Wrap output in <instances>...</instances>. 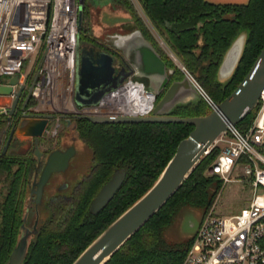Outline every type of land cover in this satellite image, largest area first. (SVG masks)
<instances>
[{
  "label": "trees",
  "instance_id": "16d2710c",
  "mask_svg": "<svg viewBox=\"0 0 264 264\" xmlns=\"http://www.w3.org/2000/svg\"><path fill=\"white\" fill-rule=\"evenodd\" d=\"M117 8L132 18V28L158 46L150 27L176 56L199 85L216 103H222L244 80L264 48V0L247 4H215L207 0H137L142 14L132 0H114ZM149 24H148V23ZM150 25V27H149ZM247 31L242 57L231 78L218 79L224 56L237 36ZM87 30L82 26V34ZM161 54V48H159ZM163 57L176 78L183 77L180 68L167 54ZM175 77H173L174 79ZM211 107L201 97L196 102L177 106L170 115L205 116ZM256 108L236 127L245 132ZM65 127L68 123L65 122ZM91 150L95 169L75 191L72 204L56 200L46 205L38 231L31 237L23 264H72L79 255L119 216L144 196L158 180L174 156L179 143L194 127L189 124L140 123L94 124L75 119L69 128ZM11 125L0 117V264H7L16 247L24 223L25 198L29 193L34 166L29 158L3 154ZM16 144H11L13 150ZM264 153V149L261 150ZM220 154L213 148L196 164L174 196L134 235L106 264H182L192 243L168 242L164 233L184 206L200 208L204 213L213 205L222 179L209 173ZM25 159L28 166H16ZM245 160L242 159L241 163ZM118 170L127 176L108 206L98 214L90 212L92 201Z\"/></svg>",
  "mask_w": 264,
  "mask_h": 264
},
{
  "label": "built area",
  "instance_id": "2783aa9c",
  "mask_svg": "<svg viewBox=\"0 0 264 264\" xmlns=\"http://www.w3.org/2000/svg\"><path fill=\"white\" fill-rule=\"evenodd\" d=\"M79 12L78 0H0V86L13 88L11 94H0V117L7 118L10 125L19 118L35 121L52 116L48 133H56L61 120L66 121L64 115L110 118L152 113L155 95L133 76L98 104L77 106V56L82 29ZM170 55L177 60L172 52ZM32 56L36 58L35 66L42 60L27 73V60ZM179 66L211 109H216L218 104L185 67ZM15 76L18 82L11 85ZM22 86L24 91L15 111L19 118L14 119L10 111ZM30 89V99L23 109ZM215 147L220 154L209 173L219 176L223 186L232 180L247 182L252 197L235 215L218 217L213 209L206 212L182 264H264V90L248 130L242 132L230 126L209 152ZM237 170L246 179H232Z\"/></svg>",
  "mask_w": 264,
  "mask_h": 264
},
{
  "label": "water",
  "instance_id": "95a60500",
  "mask_svg": "<svg viewBox=\"0 0 264 264\" xmlns=\"http://www.w3.org/2000/svg\"><path fill=\"white\" fill-rule=\"evenodd\" d=\"M78 2L80 6L79 28L81 29L86 0H78ZM113 35L115 39L105 41L104 46L112 47L116 51L114 53L120 52L125 58L124 60L130 65V72L124 73L125 68H122L119 71V75L115 74L117 58L115 54L109 53L108 50L100 48L83 50L79 46L75 90L77 106L84 107L98 104L105 95L117 89L131 76L148 78L150 82L146 86L147 90L155 96L160 95L165 90L163 97L155 104L149 116L133 115L110 118L74 116L72 118L64 115L63 119L68 124H71L72 119H86L94 124H189L194 129L187 138L179 143L174 156L149 191L109 225L72 264H106L174 196L200 159L209 153L215 140L226 132L230 126H236L252 113L264 90L263 48L249 73L237 89L222 103L218 104L216 109L212 110L210 114L196 117L170 115L177 106L196 102L201 98L191 79L187 75H184L182 80L173 79L175 71L167 68L162 57L145 38L141 30L135 29L124 34L115 33ZM118 35L122 37L121 40H119L120 37ZM247 36V31L241 32L225 54L218 72V79L221 82L225 83L233 75L242 57ZM104 38L107 39V35ZM137 39H139V45L141 46H137ZM137 50L140 52V57L135 54ZM225 69L226 73L223 72ZM226 74L229 77L223 81ZM17 82L18 76L10 80L11 85H16ZM12 89L11 86H0V94H11ZM23 91L24 86L17 92L10 116L15 115ZM30 93L31 89L28 92L23 109L28 104ZM51 118L52 116H48L40 120L28 121L18 131L13 127L4 146L3 154H6L14 136L19 134L31 136L35 139L36 154L39 156L41 154L38 144L39 139L43 137ZM67 160H63L66 165ZM61 162L62 158L59 152H53L49 156L39 182L33 185L34 187L38 186V190L35 191L33 189L32 192L37 194V204L41 201L43 188L51 175L54 172L65 169L66 166H57ZM126 176V170L117 171L103 185L90 206L92 214H98L108 206L124 184ZM204 214L198 224V228ZM30 235V233L26 232L20 236L7 264H23L28 252Z\"/></svg>",
  "mask_w": 264,
  "mask_h": 264
},
{
  "label": "rangeland",
  "instance_id": "374dc122",
  "mask_svg": "<svg viewBox=\"0 0 264 264\" xmlns=\"http://www.w3.org/2000/svg\"><path fill=\"white\" fill-rule=\"evenodd\" d=\"M132 1L135 3L136 7L138 8L141 16L146 20V18L141 12L137 0H132ZM118 13L119 12L117 11V4L115 3L114 0H86L84 13H83V26L87 30V32H86V37L82 34L81 47L84 48L88 43H95L96 41L98 42V40L105 41L101 39L104 38V36L99 38L95 35L94 33L95 28L93 29V26L101 27L106 23L118 21L119 19H121L120 18L121 16ZM130 27L132 28V25H130L127 29H123V30L115 28L112 29L110 33L104 35H111L115 33L124 34L130 31L129 30ZM150 29L155 35L157 39V43L161 48V51L167 54L176 65H179L178 60H175L173 57H171L170 50L158 37V35L155 33L152 27H150ZM41 60H39V62H37L35 66V62H36L35 56L29 58L27 60L25 72L27 73L30 72L34 68V66L35 68H37L41 63ZM228 77H229L228 74L224 75V78L222 76L223 81L227 80ZM12 117H14V119H18L19 115L17 114ZM72 130L73 129L66 130L64 127L60 129L61 133L64 132L65 134L66 132L67 134V132H69L70 136H73L74 134L72 133ZM18 147H22L21 143L19 142L14 147L13 150L16 152H13V154L18 153L17 151ZM77 148L79 151H78V157L76 163H81V164L80 166H78L77 164H75V166H71L72 167L71 170L74 174H79V179H80L84 176H87L89 173L88 164L90 163L92 153L90 149L84 146V144L80 140L77 142ZM0 149H2V141H0ZM23 150L24 149H22V151ZM82 164L84 165L81 166ZM241 174L242 171L237 170L236 174L232 176V179H246L245 177L241 176ZM5 182L6 181H4V177L0 176V188L4 186ZM251 197H252V190L247 182H237L235 180H232L229 183H227L225 186L222 185L213 205L209 210L213 209L218 217H228L231 215H235L239 213L242 208L246 207L249 204ZM203 213L204 210L200 208H194L190 206L182 207L179 210V212L176 214L173 222L165 230L164 233L165 239L171 243H184L191 240L193 238L195 231L198 228V224L202 218Z\"/></svg>",
  "mask_w": 264,
  "mask_h": 264
},
{
  "label": "flooded vegetation",
  "instance_id": "af4514ba",
  "mask_svg": "<svg viewBox=\"0 0 264 264\" xmlns=\"http://www.w3.org/2000/svg\"><path fill=\"white\" fill-rule=\"evenodd\" d=\"M90 48H96V49L100 48L104 50H110L111 54H115V57L117 58V62L115 63V74L119 75V71L122 68H125L124 73L130 72L131 70L130 65L126 62V60H124L125 58L122 56L120 52L114 53L116 51H112L110 48L104 46V44L99 41L98 42L96 41L95 43H88L84 48L81 47V49L83 50L84 49L89 50ZM161 57L163 61L165 62L167 68L169 70L175 71L174 69H170V67L168 66V62L165 60L162 54H161ZM173 77L176 78V71ZM177 79H182V77H178ZM164 93H165V90H163L160 95L155 96L156 104L161 100ZM28 121L30 120L26 118H19L18 120L14 121L15 123L13 125H11V129L14 127L16 128V131H18L19 127L21 128ZM65 122L66 121L61 120L59 129L56 131V133H48V127L50 126V124L48 123L47 129L44 132L43 137L39 139L38 144H39L40 151H41V154L39 156L36 154V149H35L36 144H35V139L33 137L29 136L31 138L30 146L26 152L22 151V149L26 145L25 142L24 143L19 142L16 139L17 137L16 135L14 136L12 140V142L14 141L15 144L19 142L22 145V147H18L17 149L18 153H14V154H17L22 158H29L32 163V166H34V171L32 173V176L30 178V183H29L30 185L29 193H26L25 216H24V223L22 225V231H21V235L23 233L25 234L26 232L30 233L31 234L30 240H31V237L35 235L38 231L40 221L42 218L41 214L43 215V210L46 207V205L53 203L54 201L59 200V199L65 203L72 204L75 199V191H76L78 184L83 182L85 179H87L91 175L92 171L95 169V166H93L92 156H91L90 163L88 164L89 173L87 176H84L79 179V174H74L72 172L71 166H75V164L80 166L81 164V163H76V160L78 157V151H79L77 148V142L80 140V138H79L78 133L73 129V127L69 128L72 125L73 121L71 122V124H68V127H65ZM62 127H64L66 130L73 129L72 130V133H74L73 136H70L69 132H67V134L65 132L66 135L64 134V132L61 133L60 129ZM11 144L6 154L7 153L13 154L12 149L10 148ZM84 146L86 145L84 144ZM53 152H59L61 154L62 162L58 164L57 166H60V167L66 166V167L64 170L54 172L51 175L48 182L43 188L41 201L40 203L37 204L36 203L37 198H38L37 194L32 193V192H33V189L35 191L38 190V186L36 185L34 187L33 185L34 183L39 182L41 174L47 164L48 158ZM63 160H67V165L64 164ZM25 162H26L25 159L20 160L21 164L18 163L16 166H28V163H25ZM83 165L84 164H82L81 166ZM118 171H122V170H118Z\"/></svg>",
  "mask_w": 264,
  "mask_h": 264
},
{
  "label": "crops",
  "instance_id": "0c3cea01",
  "mask_svg": "<svg viewBox=\"0 0 264 264\" xmlns=\"http://www.w3.org/2000/svg\"><path fill=\"white\" fill-rule=\"evenodd\" d=\"M207 1H209L211 3H215V4H247L250 0H207ZM117 11L119 12L118 14H120V16H121L120 17L121 19H119L118 21L106 23V24H104L101 27L93 26V29L95 28V32L94 33H95V35L97 37L100 38L102 36H105L104 34L110 33L111 30L112 29H115V28H118L120 30L127 29L130 25L133 24L132 18L129 15V13H127L126 11H124L123 9H121L119 7L117 8ZM119 37H120L119 40H121L122 37L121 36H119ZM101 39H103L105 41H107V40L108 41H112L113 39H115V36L113 34H111V35H107V39H105V38H101ZM98 41L99 42H102L103 44L105 42V41H102V40H98ZM136 42L138 43L137 46H141V45H139V39H137ZM136 42H135V44H136ZM121 43H122V41H121ZM150 43L152 44V46L154 47V49L156 50V52L161 56V52L159 50L160 47L157 48L158 46L154 45L152 42H150ZM80 46H81V42H80ZM111 50L112 51H115L113 48ZM108 52L110 53V50H108ZM135 54H136V56H139L140 55V52L137 50V52H135ZM139 57L137 58V61H138ZM177 66L180 68L179 65H177ZM180 70H181V68H180ZM223 72L226 73V69L223 70ZM182 73H183V71H182ZM136 74H137V72H136ZM184 75L185 74L183 73L182 79L184 78ZM134 78H136L137 80L143 82L147 86L149 85L150 80L148 78H145V77H134ZM174 79H177V78H174ZM182 79H178V80H182ZM145 81H146V83H145ZM154 86H156V84H154ZM16 136H17L16 139L19 142H22V143L25 142L26 143V145L23 148L24 149L23 152H26L28 150L29 146H30V140H31V138L29 136L19 135V134H17ZM13 152H16V151L12 150V153Z\"/></svg>",
  "mask_w": 264,
  "mask_h": 264
},
{
  "label": "bare ground",
  "instance_id": "6f19581e",
  "mask_svg": "<svg viewBox=\"0 0 264 264\" xmlns=\"http://www.w3.org/2000/svg\"><path fill=\"white\" fill-rule=\"evenodd\" d=\"M143 106L139 107L138 109H142Z\"/></svg>",
  "mask_w": 264,
  "mask_h": 264
}]
</instances>
